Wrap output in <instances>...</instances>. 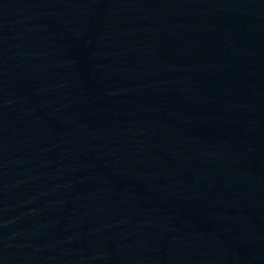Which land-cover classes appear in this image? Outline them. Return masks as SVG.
Segmentation results:
<instances>
[{"label":"water","instance_id":"obj_1","mask_svg":"<svg viewBox=\"0 0 264 264\" xmlns=\"http://www.w3.org/2000/svg\"><path fill=\"white\" fill-rule=\"evenodd\" d=\"M0 264H264V0H0Z\"/></svg>","mask_w":264,"mask_h":264}]
</instances>
